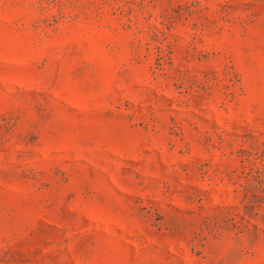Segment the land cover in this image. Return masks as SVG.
Listing matches in <instances>:
<instances>
[{"label":"rangeland","instance_id":"rangeland-1","mask_svg":"<svg viewBox=\"0 0 264 264\" xmlns=\"http://www.w3.org/2000/svg\"><path fill=\"white\" fill-rule=\"evenodd\" d=\"M0 264H264V0H0Z\"/></svg>","mask_w":264,"mask_h":264}]
</instances>
